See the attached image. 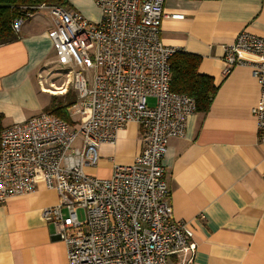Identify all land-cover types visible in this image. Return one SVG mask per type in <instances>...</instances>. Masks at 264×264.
I'll use <instances>...</instances> for the list:
<instances>
[{
  "label": "built area",
  "instance_id": "obj_1",
  "mask_svg": "<svg viewBox=\"0 0 264 264\" xmlns=\"http://www.w3.org/2000/svg\"><path fill=\"white\" fill-rule=\"evenodd\" d=\"M163 2L93 0L97 21L40 3L12 22L17 32L33 11L49 14L55 59L75 93L69 107L75 122L41 111L1 129L0 204L34 191L38 177L55 190L57 203L41 216L65 244L69 264H169L174 256L178 264L192 263V231L172 218L161 160L196 105L170 89L169 58L180 49L161 41ZM222 59L224 74L236 65L251 68L258 85L251 112L264 143V38L240 31ZM130 122L140 128L133 161L113 164L109 178L87 173L85 167L97 164L99 146L114 144Z\"/></svg>",
  "mask_w": 264,
  "mask_h": 264
},
{
  "label": "crops",
  "instance_id": "obj_2",
  "mask_svg": "<svg viewBox=\"0 0 264 264\" xmlns=\"http://www.w3.org/2000/svg\"><path fill=\"white\" fill-rule=\"evenodd\" d=\"M69 3L88 20H99L93 0ZM162 10L161 41L198 57L197 71L216 86L208 109L189 114L183 135L167 142L161 163L172 218L192 231L191 264H264V143L251 112L258 85L247 65L224 74L222 59L240 31L264 38V0H164ZM51 26L46 11H34L13 40L0 44L2 128L65 98L42 84L54 52ZM140 146V128L130 122L114 144L99 146L97 164L86 172L109 178L113 164L131 163ZM57 201L38 177L34 191L0 204V264H69L65 244L41 216ZM169 264H178L177 257Z\"/></svg>",
  "mask_w": 264,
  "mask_h": 264
},
{
  "label": "trees",
  "instance_id": "obj_3",
  "mask_svg": "<svg viewBox=\"0 0 264 264\" xmlns=\"http://www.w3.org/2000/svg\"><path fill=\"white\" fill-rule=\"evenodd\" d=\"M40 3L59 5L64 8L71 7L69 0H0V44L15 38L16 31L12 28L13 20L22 17L30 10V7ZM198 61L196 56L182 50L175 51L169 58L170 89L189 95L195 101L196 110L206 111L214 96L216 86L209 76L197 71ZM73 101L71 97L65 102L52 100L44 111L53 113L69 124H73L67 111ZM1 119L0 114V130L2 129Z\"/></svg>",
  "mask_w": 264,
  "mask_h": 264
},
{
  "label": "rangeland",
  "instance_id": "obj_4",
  "mask_svg": "<svg viewBox=\"0 0 264 264\" xmlns=\"http://www.w3.org/2000/svg\"><path fill=\"white\" fill-rule=\"evenodd\" d=\"M41 10L45 11L44 9H41ZM48 16H49V14H48ZM49 18H50V16H49ZM51 28H52V26H51ZM47 35H48V32H47ZM50 59H51L52 63L50 64V67L47 68L48 72H50V73L47 74L48 77H46V79H43V81H42V84L45 88L44 91L50 92L52 94L64 93V95L67 99H70V97L72 95H74V97H75L74 90H73L71 83H70L69 75H68L67 71L57 63V61L55 59L54 52L51 55ZM57 97H60V96L57 95ZM67 99L62 98L60 101L65 102ZM73 117H75V116H73ZM77 215L80 219L83 218V210L81 208L77 209Z\"/></svg>",
  "mask_w": 264,
  "mask_h": 264
}]
</instances>
